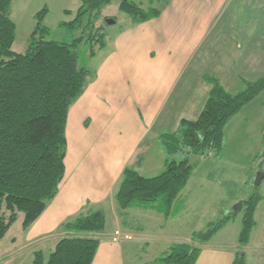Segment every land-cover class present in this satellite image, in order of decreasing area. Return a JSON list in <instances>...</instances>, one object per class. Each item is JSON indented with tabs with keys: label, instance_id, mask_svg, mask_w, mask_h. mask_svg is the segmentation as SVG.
<instances>
[{
	"label": "crops",
	"instance_id": "1",
	"mask_svg": "<svg viewBox=\"0 0 264 264\" xmlns=\"http://www.w3.org/2000/svg\"><path fill=\"white\" fill-rule=\"evenodd\" d=\"M129 1L144 11L157 10L160 15L142 24H134L129 18L117 34L104 35L105 46L92 58L94 70H90L83 96L71 107L67 125L69 150L72 142L76 146L86 137L88 152L78 155L75 150L74 157L67 156L66 176L56 198L39 220L18 240H12L7 249L23 254V249L31 248L27 249L30 264L36 252L50 254L63 238L73 235L63 230L65 223L91 210L102 211L106 217L105 231L95 235L100 246L93 264H156L159 258L145 259L144 252L150 245L142 241L145 231L154 229L156 224L161 230L174 225L175 237L182 240L176 244H190L195 233L204 232L192 229L189 202L176 218H164L163 222V215L156 210L121 211L116 194L126 168H133L147 178L163 172L168 156L160 137L177 133L183 120H197L211 89L204 80L183 82V78L221 17L238 14L239 10L232 9L242 8L244 3L239 4L237 0ZM41 4L42 9L48 8V16L53 10H60L67 18L64 22L74 20L82 6L80 0H43ZM66 11L72 14L66 15ZM246 13L251 18V33L244 44L248 49L236 61L235 78L228 79V84L238 86L243 85L241 80L255 82L264 77V0H250ZM217 77L226 89L224 80ZM259 97L228 123L224 148L218 158L247 169L250 179L255 176V180L264 173V160H256L264 146V113L254 114ZM261 106V110L257 109L262 112L264 105ZM72 111L74 126L70 128ZM237 141L238 157H247L244 163L227 156V148ZM254 163H257L255 172ZM261 185L263 200L258 204L256 224L244 248L249 264H264V179ZM130 216L145 225L130 227L127 224ZM228 216L233 214L224 219ZM230 222L211 241L201 245L196 264H233L242 228L230 235ZM185 230L190 232L184 234Z\"/></svg>",
	"mask_w": 264,
	"mask_h": 264
},
{
	"label": "trees",
	"instance_id": "2",
	"mask_svg": "<svg viewBox=\"0 0 264 264\" xmlns=\"http://www.w3.org/2000/svg\"><path fill=\"white\" fill-rule=\"evenodd\" d=\"M80 1L82 6L74 20L61 23L67 31L81 27L86 17L87 29L92 25L91 16L98 18L114 0ZM12 3L13 0H0V243L20 213L24 215L25 232L56 198L66 176L70 108L83 96L91 75L89 69L78 66L77 49L85 41L91 42L93 58L95 47L105 46V36L99 32L88 38L82 34L72 44L47 40L50 29L45 20L49 10L43 8L35 15L36 27L26 53H15L17 28ZM119 8L134 24L160 15L154 9L146 12L129 0H122ZM204 81L211 89L199 118L183 120L179 132L160 137L168 156L163 172L147 178L133 168L124 171L116 194L121 211L156 210L170 219L193 175L195 165L188 166L190 157L214 153L218 159L228 123L264 92V77L255 82L243 81L244 89L236 94L229 93L214 76L206 74ZM179 154L184 157L175 159ZM260 188L261 184L243 201L242 229L233 264H249L244 248L249 244L255 213L263 200ZM232 218L211 223L206 231L195 233L190 244L172 245L156 264H196L201 245L211 241ZM105 229L104 212L91 210L82 214L63 225V230L73 235L63 238L48 257L42 251L36 252L32 264H93L100 246L95 235Z\"/></svg>",
	"mask_w": 264,
	"mask_h": 264
},
{
	"label": "rangeland",
	"instance_id": "3",
	"mask_svg": "<svg viewBox=\"0 0 264 264\" xmlns=\"http://www.w3.org/2000/svg\"><path fill=\"white\" fill-rule=\"evenodd\" d=\"M41 1L43 0H13L12 19L17 28L16 42L13 46V51L15 53H26L30 44V36L36 27L35 15L42 9ZM68 1L69 0H66V2ZM135 1L138 3L140 0ZM237 1L239 4L244 3V5L241 6L242 8L232 9L234 11L239 10V13L225 14L221 17L207 40H205L204 44L195 55L189 70L183 78V82L194 79V81L201 83L206 74L216 78H218V75L224 80L227 87L226 89L233 92L232 94H236L244 89V84L240 86L228 84V79L235 78L237 74L235 71L236 61L239 60L240 56L245 54V50L248 49L247 46L245 48L244 44H246V40H248V36L251 33L249 31L251 18L250 15L246 13L250 0ZM121 2L122 0H114L111 5L102 10L101 15L96 19L94 16H91L92 25L87 29H85V26L88 22V17H86L82 26L74 31H67L61 27V23L67 21V18H65L66 16L60 10H53L45 22V25L50 29V35L47 37V40L72 44L76 39L80 38L82 34H84L86 38L90 35H95L97 32L101 35L104 34L109 36L117 34L121 28L126 25L125 20L131 18L129 15L120 11L119 7ZM242 10L245 14L241 13ZM148 11L150 10L146 12ZM109 20H115L116 23L111 24ZM91 46V42L85 41L78 47L76 56L79 67H85L93 71V61L90 57ZM95 50L97 53L99 47L96 46ZM241 81L243 83L244 80ZM221 85L223 86L222 83ZM256 102L258 103H255L254 108L256 104H259V106L257 105L258 107H256V112H254V114H260L261 116L264 111L261 112L259 110H261V105H264V92ZM74 104L71 107H73ZM71 116L70 128H73V111L70 117ZM81 140L80 138V141ZM73 143L74 142L70 145V150L69 145L67 147V156H69V159L71 155L74 157L75 150L79 153L78 155H85L86 152H88L86 137L80 144H76V146ZM236 143L229 145V148H227V156L233 157L239 163H244L247 157H238L239 144L238 141ZM183 157V154H179L174 158L181 160ZM256 160H261L263 162L264 146L261 148L259 158ZM193 165H195L194 171L196 173L192 178L190 186L183 191L182 200L177 205L172 217L176 218L183 208H185L186 203L189 202V214L193 218L192 229H194V231H205L208 223H218L223 220L226 215L233 214V218L230 222L231 227L229 234L234 235L235 232H238L242 228L244 208L241 209L239 207L241 199L247 200L256 192L258 186L256 184L257 179L255 180V176L250 179L247 169L235 167L228 162L218 160L214 157V153L202 157ZM256 167L257 163H254L252 165L254 172ZM162 169L163 168L160 169L159 173ZM260 192L262 193V188H260ZM172 217L170 219H172ZM162 218L164 222L165 217L162 216ZM23 220L24 215L20 213L18 221L12 226L1 242L0 264H30L29 250H32L31 248H27L29 249L28 251L27 249H23V254H20V251H7L13 244L12 240H18L23 236ZM127 222L130 227H142L145 225L144 222L131 216L127 218ZM174 230V225L171 226V228L167 226L161 230L156 224L154 229L145 231V236L142 241H148L150 245V248L144 252L146 254V260L160 258L163 254H166L172 245L181 243L182 240L175 237ZM187 232L189 233L190 231L185 230L184 234H187ZM45 251H47V249ZM45 253V256L48 257L49 252L47 251Z\"/></svg>",
	"mask_w": 264,
	"mask_h": 264
},
{
	"label": "water",
	"instance_id": "4",
	"mask_svg": "<svg viewBox=\"0 0 264 264\" xmlns=\"http://www.w3.org/2000/svg\"><path fill=\"white\" fill-rule=\"evenodd\" d=\"M109 23H111V24H115L116 21H115V20H109ZM198 160H200V157H199V156L192 155V156L190 157V159H189L188 166H192V165H193L196 161H198ZM263 179H264V174L261 173V174L259 175V177L257 178V180H256V184H257V185H260V184L262 183ZM239 207H240L241 209L244 208V204H243V202H241V203L239 204Z\"/></svg>",
	"mask_w": 264,
	"mask_h": 264
}]
</instances>
